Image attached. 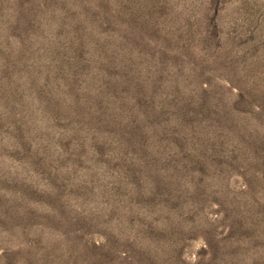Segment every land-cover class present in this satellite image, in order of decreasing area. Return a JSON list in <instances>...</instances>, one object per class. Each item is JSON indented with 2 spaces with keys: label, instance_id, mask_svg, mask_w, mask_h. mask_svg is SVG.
Segmentation results:
<instances>
[{
  "label": "rangeland",
  "instance_id": "1",
  "mask_svg": "<svg viewBox=\"0 0 264 264\" xmlns=\"http://www.w3.org/2000/svg\"><path fill=\"white\" fill-rule=\"evenodd\" d=\"M0 264H264V0H0Z\"/></svg>",
  "mask_w": 264,
  "mask_h": 264
}]
</instances>
